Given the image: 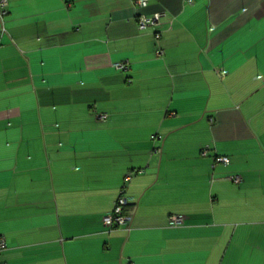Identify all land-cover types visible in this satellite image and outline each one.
<instances>
[{
  "label": "crops",
  "instance_id": "1",
  "mask_svg": "<svg viewBox=\"0 0 264 264\" xmlns=\"http://www.w3.org/2000/svg\"><path fill=\"white\" fill-rule=\"evenodd\" d=\"M5 20L0 261L264 264V0H9Z\"/></svg>",
  "mask_w": 264,
  "mask_h": 264
},
{
  "label": "built area",
  "instance_id": "2",
  "mask_svg": "<svg viewBox=\"0 0 264 264\" xmlns=\"http://www.w3.org/2000/svg\"><path fill=\"white\" fill-rule=\"evenodd\" d=\"M191 1V0H189ZM133 2L135 4L138 5H146L148 3V0H133ZM8 6H9V0H0V40L3 36L4 33L7 32V27H6V14L8 13ZM162 15V13L157 12L154 15H139L138 16V26L141 29H145L147 27H149L150 25L156 23L160 16ZM211 28V27H210ZM156 37H160L161 33L160 32H156L155 33ZM117 67L122 68V69H126L128 67V63L125 62H118L116 64ZM224 70L221 71V73H223ZM101 117H106L105 113H101L100 114ZM157 137L162 138L161 134H157ZM155 151H159V148H155ZM208 153V149L207 147H205L202 150V154L206 155ZM229 161V157L225 156V155H219V154H215L214 156V162H224L227 163ZM131 176V173H128L125 177V179H129ZM240 179V177L238 175H236L234 177L235 181H238ZM127 204V196L125 194L124 191V187L122 188L120 194L118 195L114 208L111 212L106 213V215L103 216V222L104 224L107 226V228L109 230H111L114 227L117 226H125L127 228H129V222L131 220V216L129 214H127L124 211V207ZM173 220L175 223H178L179 221L182 220V217L179 215H174L173 216ZM7 246V240L4 234L0 233V252L3 251ZM0 264H7L6 262L0 261ZM133 264V263H132Z\"/></svg>",
  "mask_w": 264,
  "mask_h": 264
}]
</instances>
